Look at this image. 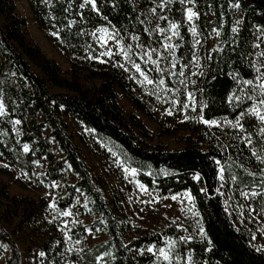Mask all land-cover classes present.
<instances>
[{"label":"trees","instance_id":"trees-1","mask_svg":"<svg viewBox=\"0 0 264 264\" xmlns=\"http://www.w3.org/2000/svg\"><path fill=\"white\" fill-rule=\"evenodd\" d=\"M192 2L200 30L218 33L217 46L207 51L203 75L195 86L199 110L210 121L239 119L250 145L234 128L236 148L226 149L213 137L207 149L196 144L183 149L149 147L134 130L137 126L147 132L144 123L135 116L128 119L118 102L120 88L144 108L133 96L129 72L116 65L108 68L96 59L100 46L93 33L107 26L157 81L171 78L172 65L181 73L183 64L184 74L185 70L189 73L195 40L186 12ZM29 3L41 28L52 26L58 31L66 52L100 67L96 70L89 65L88 69L101 85L83 89L78 80L66 77L29 35L27 20L18 13L15 0H0V157L23 171L34 187L53 190L58 210L79 216L70 236L81 247L70 249L63 237L51 232V207L45 199H19L0 192V257L9 250L6 264L24 261L27 251L13 234L26 228L43 233L45 239L35 250L44 253L47 264H264V249L254 242L261 232L256 224L264 227L251 216L245 202L247 194L264 218V121L251 111L264 101V0H166L159 21L177 25L176 63L147 0H94V5L88 0ZM52 87L70 92H51ZM68 116L93 131L103 148L136 170L148 188L163 196L189 192L198 221L192 237L182 238L181 230L171 225L127 243L124 226L115 216L120 205L106 196L84 160ZM240 212L250 227L236 225L233 214L238 218ZM86 214H92L94 221L85 223ZM99 230L109 239L89 248L88 232ZM167 245V259L140 252Z\"/></svg>","mask_w":264,"mask_h":264},{"label":"rangeland","instance_id":"rangeland-1","mask_svg":"<svg viewBox=\"0 0 264 264\" xmlns=\"http://www.w3.org/2000/svg\"><path fill=\"white\" fill-rule=\"evenodd\" d=\"M147 1L151 8V14H147H150L157 22V30L164 44L169 46L167 47L169 55L174 57L176 63L178 28L173 30L170 27L172 24L166 19L163 22L159 21V12L164 10L163 6L166 0ZM15 2L18 13L27 20L29 35L41 46L46 55L61 67L66 77L71 81L78 80V84L83 89L93 90L101 85V80L94 78V75L88 69L91 65L98 70L100 68L98 65L87 63L84 57L72 51L66 52L60 45V36L56 29L52 26L46 29L39 26L29 0H15ZM189 10L195 13L192 20L188 19ZM143 13L146 14L145 11ZM186 17L195 40V53L190 64V72L188 73L185 70L184 74L185 67L181 64L183 75H180L172 65L175 70L173 69L170 72L169 77L171 78L169 80L163 79L164 85H159L152 74L145 69L144 64L131 55L116 32L110 27L101 26L93 33L100 46V56L96 59L107 65L108 68L114 65H122L129 72V76L133 79V96L144 108L129 99L120 88L118 89V102L128 119H130V116H135L144 123L147 132L140 130L137 126L134 127V130L139 139L149 147L183 149L190 144H196L203 149H207L209 140L213 137L226 149L236 148L237 136L233 133L234 128L240 134L239 137L250 145L248 135L239 119L233 121L224 118L210 121L205 119L199 110L195 96V86L203 75L207 51H211L217 46L218 33L206 34L203 30H200L199 15L193 2L187 9ZM161 29H164V31H161ZM193 29H195V32H193ZM121 49L128 53L129 59H125ZM109 51L112 52L111 56L102 55ZM134 64L140 65L141 71L145 73L148 79L153 80L152 84L144 81V77L133 67ZM172 81L173 83H171ZM262 85H264V77L261 81ZM51 92L65 93L70 91L64 88L52 87ZM189 93H191V99H189ZM174 100L177 102L175 105L173 104ZM185 104L188 105L187 108L183 107ZM262 109V103H256L251 111L258 116H262ZM169 111L171 115L168 114ZM205 120L209 123H204ZM67 122L70 132L81 149L84 160L102 183L106 196L112 198V200L115 199L120 205L119 209L115 208V216L124 226L127 243L144 234L162 231L171 225H175L181 230L182 238L189 239L192 237L193 229L198 227V221L193 197L189 192L163 196L159 191L148 188L138 179L136 170L133 175L134 169L122 163L121 159L108 148H103V144L96 138L93 131L70 116L67 117ZM223 173L224 168L221 166V175ZM0 192L19 199H45L51 207V232L58 233L56 234L57 237L59 235V237H63L70 249H81L78 242L70 236L74 224H77L80 220L79 216L70 210H58L55 206L56 194L53 190L47 186L34 187L23 171L11 165L2 157H0ZM173 197L176 198L173 199ZM245 202L251 216L264 227V218L254 210L247 194H245ZM226 205L230 213H233V208L228 199ZM65 212L70 213V215H63ZM233 216L238 227L251 226L244 213L240 212L238 218L234 214ZM94 219L92 214H86L84 222L91 223ZM256 226L261 232L254 237L255 245L260 249H264V230L258 224ZM15 228H10V230L14 231ZM13 235L18 239L23 250L27 251L22 264H47L43 259L44 253L35 250L45 239L43 233H34L31 228H26L22 232L19 230ZM108 239L109 237L104 230H99L96 233L89 231L87 246L93 248L98 243ZM171 243L172 241H167L168 245ZM168 245L161 248L153 246L142 248L140 252L148 251L156 255L164 256L166 254L168 256ZM8 256L9 250L0 257V264H6Z\"/></svg>","mask_w":264,"mask_h":264},{"label":"snow or ice","instance_id":"snow-or-ice-1","mask_svg":"<svg viewBox=\"0 0 264 264\" xmlns=\"http://www.w3.org/2000/svg\"><path fill=\"white\" fill-rule=\"evenodd\" d=\"M90 2H92L93 5H94V0H90ZM153 11H155V10L153 9ZM194 15H195V13H193V12H191V10H189V13H188V19H189V20H192V18H193ZM170 27H171L173 30H175V29L177 28V25L172 24ZM161 31H164V29H161ZM193 32H195V29H193ZM174 34H176V33L174 32ZM165 47L167 48V47H169V46H168V45H165ZM121 52L123 53L125 59H129V57H128V53H127V52H125L123 49H121ZM102 55H108V56H111V55H112V52L109 51V52L103 53ZM148 55H150V53H149ZM152 63H153L154 65H156V64H158V61L153 60ZM121 67H122V65H121ZM133 67L135 68V70H136L141 76L144 77V81H145V82H147L148 84H152V83H153V80L148 79V77L145 75V73H144L143 71H141V68H140V65H139V64H134ZM173 67H175V65H173ZM180 75H183V73L181 72ZM158 83H159V85H164L165 82H164L163 79H160V80L158 81ZM249 83H251V81H249ZM262 87H264V85H262ZM188 95H189V99H191V93H189ZM176 103H177V102L174 100V101H173V104L175 105ZM262 103H264V101H262ZM183 107H184V108H187L188 105L185 104V105H183ZM193 110H194V109H193ZM253 111H255V110H253ZM168 114L171 115V112L169 111ZM260 119H261L262 121H264V116H260ZM203 122L206 123V124L209 123V121H206V120L203 121ZM17 123H19V122L17 121ZM212 123H215V122H212ZM237 126H239V125H237ZM25 150H27V148H25ZM134 174H135V170H133V175H134ZM175 198H176V197H173V199H175ZM63 215H70V213L65 212V213H63ZM149 250H151V249H149ZM161 251H162V250H161ZM162 254H163V253H162ZM164 258H165V259L168 258L166 254H164Z\"/></svg>","mask_w":264,"mask_h":264}]
</instances>
